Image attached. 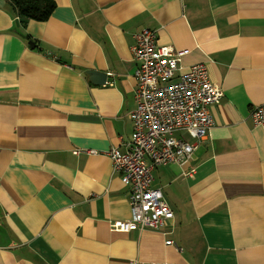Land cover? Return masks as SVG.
Listing matches in <instances>:
<instances>
[{
  "label": "crops",
  "instance_id": "crops-1",
  "mask_svg": "<svg viewBox=\"0 0 264 264\" xmlns=\"http://www.w3.org/2000/svg\"><path fill=\"white\" fill-rule=\"evenodd\" d=\"M55 2L25 23L0 0V264H264V0ZM145 29L224 95L193 158L153 169L174 217L114 231L131 184L107 151L133 136Z\"/></svg>",
  "mask_w": 264,
  "mask_h": 264
},
{
  "label": "built area",
  "instance_id": "built-area-1",
  "mask_svg": "<svg viewBox=\"0 0 264 264\" xmlns=\"http://www.w3.org/2000/svg\"><path fill=\"white\" fill-rule=\"evenodd\" d=\"M189 51L158 44L149 29L141 31L132 46L138 61L137 106L129 113L133 136L125 151L118 147L107 151L113 168L122 172L125 183L131 184V216L111 222L114 231L158 229L174 217L161 188L152 185L153 169L191 160L213 126L211 106L219 103L224 90L210 80L204 63L180 71L182 58ZM251 113L255 123L264 128V104L254 107Z\"/></svg>",
  "mask_w": 264,
  "mask_h": 264
},
{
  "label": "trees",
  "instance_id": "trees-1",
  "mask_svg": "<svg viewBox=\"0 0 264 264\" xmlns=\"http://www.w3.org/2000/svg\"><path fill=\"white\" fill-rule=\"evenodd\" d=\"M7 6L18 15L22 22L31 19L46 21L56 7L55 0H6Z\"/></svg>",
  "mask_w": 264,
  "mask_h": 264
},
{
  "label": "water",
  "instance_id": "water-1",
  "mask_svg": "<svg viewBox=\"0 0 264 264\" xmlns=\"http://www.w3.org/2000/svg\"><path fill=\"white\" fill-rule=\"evenodd\" d=\"M91 78L97 80V83L104 84L107 81V74L105 72H98L95 70H88L86 72Z\"/></svg>",
  "mask_w": 264,
  "mask_h": 264
},
{
  "label": "rangeland",
  "instance_id": "rangeland-1",
  "mask_svg": "<svg viewBox=\"0 0 264 264\" xmlns=\"http://www.w3.org/2000/svg\"><path fill=\"white\" fill-rule=\"evenodd\" d=\"M154 175H155V177H156V179H157L156 183H157L158 185H160V180H161V177H162V170H161V168H157V169L154 171ZM169 200H170V206H171V208H172L173 210H175L176 207H175V204H174L173 200H171V199H169Z\"/></svg>",
  "mask_w": 264,
  "mask_h": 264
}]
</instances>
